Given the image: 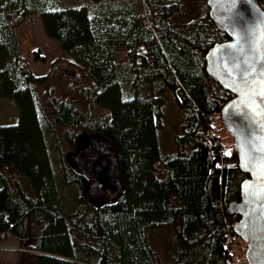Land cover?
Listing matches in <instances>:
<instances>
[{
	"label": "trees",
	"instance_id": "16d2710c",
	"mask_svg": "<svg viewBox=\"0 0 264 264\" xmlns=\"http://www.w3.org/2000/svg\"><path fill=\"white\" fill-rule=\"evenodd\" d=\"M93 3L0 0V98H14L21 109L19 122L0 125V241L17 236L30 264H235L225 245L236 221L228 207L250 175L235 146L224 143L221 118L213 123L235 95L210 75L206 61L229 35L209 3L183 28L173 20L186 0ZM34 13L94 82L91 111L60 97L51 99V115L44 108L39 86L49 76L35 74L18 37ZM121 51L127 63L118 61ZM169 94L181 126L164 154L159 134ZM97 106L105 113L94 115ZM61 129L74 154L91 136L110 144L119 194L107 201L93 195L92 180L64 152Z\"/></svg>",
	"mask_w": 264,
	"mask_h": 264
},
{
	"label": "rangeland",
	"instance_id": "374dc122",
	"mask_svg": "<svg viewBox=\"0 0 264 264\" xmlns=\"http://www.w3.org/2000/svg\"><path fill=\"white\" fill-rule=\"evenodd\" d=\"M62 1L65 4L78 7L94 5L93 0ZM208 3L206 0H186V10L184 13L175 16L173 20L174 24L183 28V26L189 23H194L195 19L207 11ZM18 37L23 56L30 63L35 74L49 76V82L39 86L42 104L49 115H51L50 101L53 97H60L70 103L75 102L84 111H91L87 92L95 87L94 82L77 66L74 58L62 49L60 42L47 35L41 14L34 13L28 15L18 28ZM38 50L41 54L47 56L48 62L45 63L37 60L36 52ZM118 61L127 63L129 61L128 52L121 51L118 54ZM125 74L128 83L127 93L131 94L129 87L130 75L127 70ZM93 112L94 115L100 116L105 113V110L97 106ZM165 113V130L160 132L159 140L162 152L169 154L173 150V136L181 126V110L171 94L167 97ZM20 118L21 109L17 101L14 98H0V125L15 124L19 122ZM221 132L224 143L229 148L231 145L235 146V138L230 131L225 128ZM63 134L64 131L61 129L59 136L62 140L64 152H66L68 157L71 155L75 160L74 162L79 165L80 160L76 156V153H73L70 144L64 138ZM218 136L220 135L218 134ZM225 151H227V148H225ZM87 213L84 210L82 214L85 215ZM78 236L83 239L81 234ZM159 238L156 240V246L163 254H166L164 247H167V245H164ZM25 251L28 253V249L23 248L20 244V239L13 234H7L0 241V258L2 264H30L31 259L26 257Z\"/></svg>",
	"mask_w": 264,
	"mask_h": 264
},
{
	"label": "water",
	"instance_id": "95a60500",
	"mask_svg": "<svg viewBox=\"0 0 264 264\" xmlns=\"http://www.w3.org/2000/svg\"><path fill=\"white\" fill-rule=\"evenodd\" d=\"M210 12L213 19L217 24L229 35V39L223 42H218L213 46L206 55L207 68L210 75L215 78L225 89L231 91L235 96L232 98L222 110L223 123L228 131L235 138V147L239 156V166L244 173L250 176L244 179L241 183V198L232 202L228 207V213L231 218L235 219V232L238 233L247 243L246 256L249 264H264V239H257L250 244V239H246V234H250L252 227L248 219V226L242 227L246 223V212L249 211L253 205H246V194L244 192L245 184H253L256 181L253 172L245 170L241 167V157L238 147L237 131L247 134L250 130L254 129V125H249L247 119L251 109L248 107L250 104L255 107L253 100L256 103L260 102L259 96H253L252 90H259V77L253 75L249 76L250 80H253L251 86L245 85L238 74L240 70H243L244 65L242 63V57H240V69L234 70L233 65L237 62L234 59V49H229L227 46L236 43L235 33H244L248 28H254L258 22L264 21V7L259 0H237L232 5L229 0H209ZM235 30V31H234ZM251 40L257 42L260 45H264V41L260 40L259 32H256ZM241 44H244L245 53H248V44L242 40ZM240 45H237L239 47ZM232 53V55H230ZM260 71V64H257V72ZM231 72V75L228 73ZM235 82V83H234ZM227 85V86H226ZM264 107V105H262ZM257 119H260L257 117ZM118 160L110 153H106L104 149L99 152L98 158L94 161L91 167V173L95 175L99 184H102L105 190H110L114 194H119L121 191L122 182L118 178ZM237 217H239L237 219ZM257 235H261L258 233ZM251 247V251H250Z\"/></svg>",
	"mask_w": 264,
	"mask_h": 264
},
{
	"label": "snow or ice",
	"instance_id": "6c2138e0",
	"mask_svg": "<svg viewBox=\"0 0 264 264\" xmlns=\"http://www.w3.org/2000/svg\"><path fill=\"white\" fill-rule=\"evenodd\" d=\"M211 2V0H210ZM230 4L234 5L237 0H229ZM250 2V0H249ZM264 15V14H262ZM235 31V30H234ZM259 32L260 40L264 41V21H260L254 28H248L246 32L235 33L236 43L230 44L227 47L234 49L237 54L234 59L237 62L233 65L234 70L240 69V57L244 65L243 70L239 71L241 80L245 85L251 86L253 80L249 79L250 75L258 76L259 90H252L253 96H259L260 102L256 103L253 100L255 107L250 104L248 107L251 109L247 119L250 128L254 125V129L250 130L247 134L237 131L238 147L241 157V167L245 170L253 172L257 182L253 184H245L244 192L246 194V205H253L248 212H246V223L242 227L248 226V217H251L250 234H246L245 238L250 239V244L257 239H264V45L251 40V37ZM244 40L248 44V53H245ZM237 45H240L237 47ZM232 55V53H230ZM257 64H260V71L257 72ZM231 75V72L228 73ZM235 83V82H234ZM227 86V85H226ZM259 117L260 119H257ZM228 154V153H226ZM260 233L261 235H257ZM251 251V247H250Z\"/></svg>",
	"mask_w": 264,
	"mask_h": 264
},
{
	"label": "flooded vegetation",
	"instance_id": "af4514ba",
	"mask_svg": "<svg viewBox=\"0 0 264 264\" xmlns=\"http://www.w3.org/2000/svg\"><path fill=\"white\" fill-rule=\"evenodd\" d=\"M89 142H85L79 149L76 156L80 160L79 167L85 171L86 176L92 180V184L95 188L93 195L102 201L111 200L115 195L110 190H105L102 184H99L95 175L92 174L91 167L94 161L98 158L101 149H104L106 153L113 155L110 144H108L103 138L99 136H91ZM114 156V155H113ZM115 157V156H114ZM78 165V163H77Z\"/></svg>",
	"mask_w": 264,
	"mask_h": 264
},
{
	"label": "built area",
	"instance_id": "2783aa9c",
	"mask_svg": "<svg viewBox=\"0 0 264 264\" xmlns=\"http://www.w3.org/2000/svg\"><path fill=\"white\" fill-rule=\"evenodd\" d=\"M219 116L212 117L213 123L218 122ZM214 132L219 133V129L216 124ZM225 245L228 253L233 255L235 264H247L246 256L244 253L243 243L241 237L236 233H230L225 240Z\"/></svg>",
	"mask_w": 264,
	"mask_h": 264
}]
</instances>
